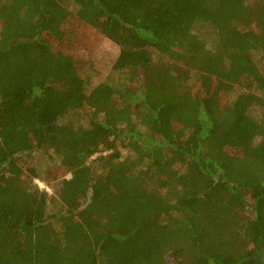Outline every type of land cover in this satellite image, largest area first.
Returning a JSON list of instances; mask_svg holds the SVG:
<instances>
[{"label": "trees", "instance_id": "obj_1", "mask_svg": "<svg viewBox=\"0 0 264 264\" xmlns=\"http://www.w3.org/2000/svg\"><path fill=\"white\" fill-rule=\"evenodd\" d=\"M0 264H264V0H0Z\"/></svg>", "mask_w": 264, "mask_h": 264}, {"label": "rangeland", "instance_id": "obj_2", "mask_svg": "<svg viewBox=\"0 0 264 264\" xmlns=\"http://www.w3.org/2000/svg\"><path fill=\"white\" fill-rule=\"evenodd\" d=\"M67 30L70 32L69 36L75 37L76 39L83 40L84 35L88 38H94L95 34L93 30H89L85 28L83 25H79L75 22L69 23L67 25ZM94 34V35H93ZM90 35V36H88ZM86 37L84 39H86ZM100 42L99 46L94 50L93 57V70L91 72V80L89 83V89L95 86L97 83L106 80L111 75V69L115 62V59L118 56L119 48L118 46L110 41L107 38L99 37ZM117 75H115L116 77ZM255 117H258L256 110L252 113ZM37 158L41 161L42 165L52 162V159L49 155H43L38 153ZM66 178L70 177L69 175H65ZM40 188H45L49 192L51 189L48 188L43 182L40 180H35Z\"/></svg>", "mask_w": 264, "mask_h": 264}]
</instances>
